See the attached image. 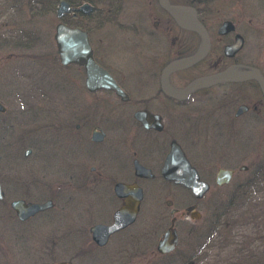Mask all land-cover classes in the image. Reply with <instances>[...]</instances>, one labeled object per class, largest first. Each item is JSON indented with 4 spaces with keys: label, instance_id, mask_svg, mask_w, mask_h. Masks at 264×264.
<instances>
[{
    "label": "rangeland",
    "instance_id": "obj_1",
    "mask_svg": "<svg viewBox=\"0 0 264 264\" xmlns=\"http://www.w3.org/2000/svg\"><path fill=\"white\" fill-rule=\"evenodd\" d=\"M42 5L41 16H31L26 8V11L23 10L24 16L20 19L11 16L6 26L2 12L4 1L0 0V35L9 32L14 44L22 40L17 32L23 26L33 27L39 33L36 44L33 36L25 37L26 44L34 45L33 48L29 46L30 49L0 42V82L2 78L9 77L13 87L16 83L28 82L29 85L40 78L44 93L50 92L52 83L58 82L67 86L64 87L66 91L87 93L80 70L72 66L63 67L57 60L53 29L58 20L54 10L47 12V3L43 1ZM210 7L212 13L209 18L206 17V24L215 29L225 18L232 21L235 31L247 41L242 51L264 73V0H213ZM86 25L91 29L95 47L100 46L99 37L104 43L109 38L107 35L115 29L113 23L98 26L92 21ZM104 48L106 53L114 56L111 58L116 57L122 65L129 88L143 82L144 66L129 55L124 57L122 50L125 49L117 47L116 40L109 39ZM211 57L208 56L207 60ZM106 62L114 61L107 58ZM57 91L63 92L59 88ZM229 91L234 93L231 100L207 95L222 92L220 88L197 92L194 100L188 104L187 117L184 112L164 114L162 132L151 133L148 140L159 143L160 136L169 140L168 136L172 135L181 142L186 157L198 170L199 177L209 183L207 193L200 199L193 198L182 186L160 179L158 166H155L153 179L138 181L143 196L136 220L112 235L103 247L91 242L88 229L95 222L111 221L114 207L110 210L104 202V198L109 196L108 186L104 182L98 183L90 202L92 206L102 207L101 211L88 214L84 209L73 210L67 197L62 194L55 196L51 208L28 220L19 221L15 217L9 205L11 200L22 197L41 202L46 198L43 193L47 191L38 190L34 185L41 163L50 162L49 159L53 157L59 163V172L60 168L68 166L67 158L62 153L66 148L63 145L44 149L33 147L32 153L24 158V148L20 144L26 143L25 140L19 143L13 140L21 139L27 128L16 125L8 134L12 144L7 151L14 173L10 175V181L7 180L9 194L0 202V264H264V181L257 178L264 170V112L254 113L251 110L254 104L261 107L262 93L253 84L244 90L234 86ZM40 102L44 109L51 108L46 97ZM241 103L247 104L249 111L234 117L233 112ZM164 146L167 150L168 142ZM86 151L88 148L84 147L79 155L75 149L74 158L84 156ZM105 161L115 159L106 157ZM241 166L246 169L241 170ZM217 168L234 169L227 185L215 184ZM15 174L17 185L13 184ZM68 174H62L65 175L64 180H68ZM19 179L24 180V185ZM49 179L52 178L47 177V182ZM58 180L57 184L69 191H73L72 184L79 182L68 180L65 182L70 184L67 187ZM19 187L21 189L18 190ZM109 188H112V183ZM168 200L171 201L170 206L166 204ZM190 204L196 205L200 216L191 219L177 214L175 226L179 239L176 248L169 254H159L156 251L157 240L170 224L172 215L169 208L184 212ZM251 259L254 261L251 262Z\"/></svg>",
    "mask_w": 264,
    "mask_h": 264
},
{
    "label": "flooded vegetation",
    "instance_id": "obj_2",
    "mask_svg": "<svg viewBox=\"0 0 264 264\" xmlns=\"http://www.w3.org/2000/svg\"><path fill=\"white\" fill-rule=\"evenodd\" d=\"M2 1H4V9L2 11L4 18L3 24L6 26L9 25L8 21L11 20V16L12 18L13 16H16V18L18 17L19 19L22 15L24 16L25 12L23 10L26 11V8L31 16H34L35 18L41 16L43 14L41 9L44 1V3H47V12L54 10L56 19L58 20L53 29V40L56 26L60 23L70 28L84 31L87 35L86 38H88L92 51V59L99 67L104 69L111 76L118 88H120L124 94L120 96L113 89L89 91L85 87L84 65L77 63V61L62 65L60 60H58L59 56L56 50L57 46L55 40V50L60 65L66 68L72 66L73 68H76V70H80L83 75L82 80L85 88L84 90H86L87 93H74L69 91V89L66 91L64 87L67 86H62V82L52 83L51 91L44 93L42 92L43 82L40 78L34 82H30L29 85L28 82L25 84L16 83V86L13 87H11L12 83L9 77L2 78V82H0V106L3 108L0 110V189L2 192L0 202H2L5 199V196L9 194L10 185L7 180L9 179L10 181V175L14 173L11 166L12 161L10 160L7 151L11 147L10 144H12L8 134L15 129L16 125L22 126L20 127L22 129L27 128L25 130L26 134L22 135L21 139H17V141L15 139L13 140L14 143H19L25 140L26 143L20 144L21 147L24 148L22 154L24 158H27L30 153H32L33 147L44 149L45 147L52 148L61 145L66 146L62 153L67 158V167H64L63 169L60 168L59 172V163L55 162L53 157L49 159L50 162L47 161L41 163L39 166V174H36V183L34 185H36L38 190L44 189L47 192L43 193L46 195V198L38 203L50 202L49 208H51L55 196L63 194V196L67 197L73 210L84 209L88 214H93L92 212L101 211L102 208L92 206L93 204L90 203L92 202L91 197L93 191L97 189L96 186L99 182H104V185L108 186L109 196L104 198V202L107 203L106 206H108L110 210L114 207L113 212H115L126 202L124 197L119 196L114 191V187L117 183H135L140 186L138 184L139 180H148L155 177V166H158L159 169L158 177L160 176V179H163L161 168L165 160L164 157H166L169 152L171 142L175 141L183 150L182 143L173 138L172 135L168 136L169 140L160 136L159 138L161 139V142L158 143L152 140L150 143L148 141L150 140L149 136L153 132H162V116L164 114H170L173 111L174 114L184 112V116H186L185 113L189 111L188 104H191L190 101L194 100L193 97L197 92L207 90L208 88H220L222 92H212L207 93V95L222 98V100L224 98L231 100L234 93L229 91V88L233 89L234 86H238L240 89L244 90L252 84L257 85L262 93V104L261 107H258L260 104H254L251 110L254 113L264 112L263 92L260 85L253 79L232 83L222 82L216 85L211 84V86L198 88L180 99H175L167 95L163 92L160 86V75L167 65L188 58L201 49L202 39L200 35L194 30L181 26V24L193 25V14L207 32L210 42L209 50L202 59L192 63V65L172 71L167 78L168 86H171L174 90H180L184 88L186 84L191 83V81L198 77L218 73L224 70L238 73L249 71L254 68L264 76L263 70L253 65L248 60V55L242 51L244 50L247 41H245L246 39L242 34L235 31V25L232 21L225 18L215 29H211L209 25L206 24V17L209 18L212 13L210 3L213 0ZM62 2L66 3V10H64L59 17L57 15L58 8ZM167 7H169V9ZM92 21L98 26L113 23L115 27L113 30L114 32L107 35L109 38H106L104 43V40L99 37L100 40H98V44L100 46L98 47L94 46L91 29L86 25ZM225 21L231 22L234 29L220 34L219 28ZM27 27L28 25L23 26L17 32L20 34L19 37H21L22 40L19 39V41L17 40L12 44L10 34L7 32L8 34L2 33L0 35V42L2 41L4 45L8 46H11L12 44L17 47L21 46L30 49L29 46H31L33 48L34 45L26 44L24 41L26 40L25 37L27 35L33 36L36 44L39 33L35 28ZM236 35L242 37L241 48L237 51H230L229 54H226L224 52L225 48L235 42ZM109 39L116 40L117 47H124L125 50H122L124 52V57H128L129 55L133 57L135 62L144 66L145 76L143 77H145V79L137 85V87L129 88L125 73L122 70V65L116 57L113 59L111 57L114 56L106 53L104 47H106V43ZM208 56L212 57L207 60ZM107 58L114 62H106ZM23 85L26 87L23 88ZM58 88L63 92H58ZM13 90L17 91L12 92ZM45 97L47 98V101H50V109H44L41 106L40 101ZM243 104L244 103L237 105L234 112H236L238 107ZM11 106H14V108L11 109ZM244 106L247 107V110H245L244 113L242 112L240 115L235 116V113L233 112V116L240 117L248 112L249 106L247 104H244ZM136 112H148L151 115L159 116L161 122L160 130L145 128L140 121L135 118L134 115ZM95 116H97V118H93ZM166 142H168L167 150L164 148V143L166 144ZM84 147H87L88 151L85 152L84 156L75 159L73 151L77 149L79 155H81L80 150H83ZM183 152L185 154L184 150ZM104 153H107V155ZM106 157H111L115 159V161L117 160L116 162H119V164L115 161H105ZM159 160H161V163ZM188 161L194 166L189 159ZM137 164L142 166L143 169L148 170L150 177L146 176V171L143 173L144 176L136 174L134 169ZM96 165H98V167ZM240 168L243 167L241 166ZM218 169L219 168H217V170ZM222 169L232 171L231 177L227 182L229 183L234 174V169ZM66 173H69L66 176L68 180L79 181L76 185L72 184L73 191H69L70 189H66L57 184V180L61 178L63 180H58L61 184L64 183L67 187L70 185L65 183L68 180H64L65 175H62ZM198 175L200 176L199 172ZM13 176V184L17 185V176L16 174ZM47 177L52 178L48 180L50 183L47 182ZM199 178L205 181L201 177ZM163 180L171 182L165 179ZM20 182L21 185H24V180L21 179ZM110 183H112V188H109ZM224 184L226 183L221 185ZM91 185L93 186L91 187ZM216 185L220 186L218 184ZM22 187L24 188V186ZM19 189H21V187H19L18 190ZM13 200L37 202L26 200L22 197ZM13 200L10 201V206ZM82 202L83 204H81ZM192 205L195 204H190L187 207ZM184 212H180L176 209L175 216H171V218H174L175 220L174 227H171L169 230H174L178 239V229L177 226H175V222H177L176 215H181ZM111 222L112 217L110 222H95L90 227L96 224H110ZM89 237L93 243L90 234Z\"/></svg>",
    "mask_w": 264,
    "mask_h": 264
},
{
    "label": "water",
    "instance_id": "obj_3",
    "mask_svg": "<svg viewBox=\"0 0 264 264\" xmlns=\"http://www.w3.org/2000/svg\"><path fill=\"white\" fill-rule=\"evenodd\" d=\"M169 9V7H167ZM66 10V3L62 2L58 8V16L62 15V12ZM193 25H182L187 29L196 31L201 39V49L194 55L188 58L175 61L167 65L161 73V88L164 93L175 98L180 99L187 96L194 90L206 86L216 85L222 82H240L247 79L255 80L263 92L264 97V76L257 71V69H250L245 72L232 73L228 70L220 71L218 73L198 77L186 84V86L180 90H174L171 86H168V75L175 70L183 69L192 65L202 59L209 50L210 42L208 39L207 32L200 22L195 18L193 14ZM234 26L231 22L225 21L219 28V33H225L229 30H233ZM56 32L54 40L57 46V52L62 65H66L71 62H76L84 65L85 71V87L89 91H96L98 89H113L118 95L122 96L124 92L118 88L111 76L101 67H99L92 59V51L88 42L86 33L80 29L70 28L62 23L56 26ZM242 37L236 35L235 42L225 48V53L229 54L230 51H237L241 48ZM209 42V43H208ZM3 108L0 106V110ZM247 110V107L243 105L239 106L237 111L234 112L235 116L240 115L242 112ZM135 118L145 128H154L160 130L161 122L160 117L157 115H151L148 112H136ZM165 160L161 168V175L163 179L172 181L174 184L181 185L184 188L190 190L194 198H201L204 193L208 190V183L201 180L198 176V172L193 167L188 159L185 157L183 150L179 145L172 141L170 144L169 152L167 153ZM242 169H245L243 166ZM136 174L144 176V172L147 177H150L148 170L143 169L139 164L135 165ZM232 171L219 168L215 176V182L218 185L226 183L231 177ZM114 191L125 198L123 206L118 208L113 213V221L110 224H96L92 226L89 231L94 243L98 246H103L108 241L110 235L114 232L124 229L128 225L132 224L136 220V216L142 200V189L137 184H126L117 183L114 187ZM2 192L0 189V198ZM50 202L37 203V202H24L23 200H14L11 203V207L16 212V217L19 220L24 221L34 214L43 211L50 207ZM170 205V201L166 202ZM176 212V209H171L170 214ZM185 213L193 219H198L199 212L195 210V205L186 208ZM174 218L171 219L170 227L162 234L160 240L157 241L156 250L160 254H167L171 252L177 243L176 232L170 231L169 229L173 226ZM49 264V263H39ZM58 264H69L66 262H60Z\"/></svg>",
    "mask_w": 264,
    "mask_h": 264
},
{
    "label": "trees",
    "instance_id": "obj_4",
    "mask_svg": "<svg viewBox=\"0 0 264 264\" xmlns=\"http://www.w3.org/2000/svg\"><path fill=\"white\" fill-rule=\"evenodd\" d=\"M257 178H260L259 180H262V181H264V170H262L261 171V173L258 175V177ZM264 237V236H263ZM264 251V250H263ZM254 260L253 259H251V262H253Z\"/></svg>",
    "mask_w": 264,
    "mask_h": 264
}]
</instances>
